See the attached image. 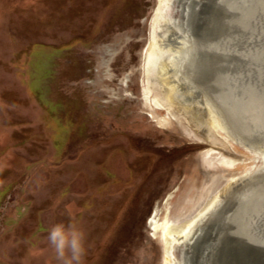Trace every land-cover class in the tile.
I'll return each mask as SVG.
<instances>
[{
    "label": "rangeland",
    "instance_id": "obj_1",
    "mask_svg": "<svg viewBox=\"0 0 264 264\" xmlns=\"http://www.w3.org/2000/svg\"><path fill=\"white\" fill-rule=\"evenodd\" d=\"M236 1L233 6L242 8L232 20L218 1L192 0L184 12L171 11L173 25L162 22L153 30L157 0H0V264H60L47 240L56 224L85 233L83 264H163V244L151 236L148 220L155 209L163 219L166 207L169 218L195 217L184 242L172 244L171 264H188L196 245V264H228L224 232L253 208L243 209V187L241 197L233 193L246 179L226 182L263 159L232 133L233 140L217 132L205 141L188 119L209 118L202 103H210L196 88L197 80L205 82L198 71L210 67L206 57L223 50L229 37L240 48L232 56L242 59L229 55V76L243 77L250 39L237 41L228 32L236 34L235 17L242 19L260 1ZM222 17L230 21L225 30ZM212 24L211 32L202 31ZM181 36L195 43L198 54L197 80L182 81L191 100L181 94V102L190 112L182 123L160 122L167 111L143 98L147 46L152 38L168 37L174 51ZM220 155L242 162L235 168L204 162ZM262 167L248 176L262 174ZM210 199L213 206L203 211ZM200 227L207 237L195 242Z\"/></svg>",
    "mask_w": 264,
    "mask_h": 264
},
{
    "label": "bare ground",
    "instance_id": "obj_2",
    "mask_svg": "<svg viewBox=\"0 0 264 264\" xmlns=\"http://www.w3.org/2000/svg\"><path fill=\"white\" fill-rule=\"evenodd\" d=\"M189 1H192V0H157V6H156L155 10L153 11L154 13H152L153 16L151 17V29L154 30L157 27V25L159 23L162 24V22H164L163 24L165 26H167V23L168 24H172L171 19H170L171 11H172V14L174 12L175 15H176V13L178 11L184 12L187 9L186 7H187V4L189 3ZM207 1H209V0H207ZM216 1H218L217 3L220 4L219 7H221L220 9L222 10V15L224 14V12L225 13L229 12L230 20H232V17H233L231 15V13L232 12L237 13V11L240 10V8H242L241 4L239 6L238 3L234 4V6H233V3H235L236 0H216ZM245 1L246 0H241L240 2L243 3ZM259 1H261V0H259ZM262 2H263V4H262L263 6L262 7L264 8V0H262ZM215 4H216V2H215ZM190 9H192V8H189L188 13L186 12L187 14H189ZM209 9H210V18H211V16L214 17V14L216 13V10L214 12V9H216L215 6H214V3H212V5L210 6ZM201 10H203V9H201ZM206 10H208V9L206 8ZM252 12L253 11H251V9L249 8L248 12H247L248 14L246 16H249V14H251ZM186 13H185V15H186ZM211 19H213V18H211ZM210 26H213V24L209 25L208 28L207 27H205V28L201 27V28H203L202 31L205 33V31H209L210 30L209 32H211L212 31L211 30L212 27H210ZM174 28L176 30H178L177 29L178 27H177V25L175 23H174ZM233 32L238 34V30L237 29L235 30V28L233 29ZM212 33H214V32H212ZM228 33H231V32L229 31ZM193 35H195V33ZM233 35H235V34H233ZM167 38L168 37L163 38L162 42H158V41L155 42L154 38H152L150 40V42H149V45L147 46L146 57L144 59L145 60V66L143 67L144 70H145V73H146V82H147V84H146V86L144 88L143 98L145 99V101H147V102L149 101L152 104H154L157 108L164 109V110L167 111L166 117L161 118L160 122H166V121H168V119H174L177 122H181L182 123L184 119L186 120V118H188L187 114L190 111L185 109L186 106L184 107V105L182 104V102H181L182 95L181 94L186 96L187 99L191 100V98H189L190 96L188 95V91L184 90L183 86H184V82L186 80H188V79H191V80L194 79L195 81L197 80L195 75H196L197 69H198V68H196L198 60H196L195 58L198 56V54L196 52H194V50L197 49V46L195 45L194 42L193 43H192V41L189 42V41H187V39L185 40V38L183 36H181V39H176V38L174 39L175 40L176 49L173 51V50L169 49V47H170L169 45L172 42L170 40H172V39L168 40ZM183 40H185L186 42H183ZM218 40H219V36H218ZM231 42H233V39L231 37L227 38V40L224 41V48L226 50H227V48H231L233 50L235 49L234 52L236 53L238 51L235 48V44L236 43L232 45ZM188 46H192V47H189V48H191L190 49L191 51L188 50ZM186 50H188V51H186ZM165 52H166L167 55H165ZM186 60L188 62H190L191 64L190 63L188 64V62L186 63ZM209 60H211V59H209ZM180 63L183 64L182 67H181ZM187 64H188L189 68L188 67L186 68ZM178 65H179V68H178ZM209 65H210V67L209 66H204V69L202 68L203 70H201L202 72H200V69L198 71V73L200 75L202 74L201 76H202L203 79H205L204 80L205 82L203 81L204 83L201 84L198 80L196 81L197 88L200 90V93L203 92V91L206 92L212 98V100H213L212 102H214V104H212V105L211 104H205V102L202 103L205 106V108H203V109H207L210 112L208 114L209 118L207 117L208 120H206L207 118H205L204 114H203L202 118L200 117V118H197V119L196 118H189L188 119V122H189L190 126L194 127L195 130L200 133V135L203 137V139L205 141H209V139H213L214 134L217 133V132L225 133L228 136V138L233 136L231 134V131L229 130V125L227 124L226 120L221 117L219 112H217L216 106H214L215 102L217 101L216 103L219 104L220 103L219 100L220 99L223 100L222 99L223 97H222L221 92H220L221 90H219L220 88L217 87L218 86L217 85V80H216L215 84L213 83L214 80H212V79L216 77V76H214L215 73L212 75V73L210 74L209 72L205 71L206 67L211 69V71H213V68L215 67V63H211ZM182 81H184V82H182ZM188 81H187V83H188ZM189 82H191V81H189ZM227 82H228V80H227ZM199 90H198V92H199ZM155 92H157V95H152V97H150V94L155 93ZM211 92H213L214 94H212ZM217 92H219V95H217ZM193 94H196V93H193ZM213 95H215V97ZM184 96H183V99H184ZM193 97H194V95H193ZM187 101H189V100H187ZM207 103H210V102H207ZM154 105H153V107H154ZM207 105H209V106H207ZM189 106H190V104H189ZM218 107H220V106L218 105ZM223 109H224V106H223ZM192 111L196 112L195 110H192ZM228 111H231V110H228ZM201 112H202V110L200 109L199 113L202 114ZM247 125H249V123ZM247 125H244V126L247 127ZM223 138H224V140L227 139V137H225V135L223 136ZM230 139L233 140L232 138H230ZM240 143H241V141H240ZM213 144L216 145L217 142L213 141ZM238 144H239V142H238ZM242 144H243V147L245 149L249 150L250 152L253 150L256 153V155H258L256 157L260 156L263 159V163L260 165L262 167L263 164H264V144H259V145H257V147H255L254 145H251V144L246 145V144H244V142ZM217 145H221L220 149H222L223 151H226L227 153H230V151L228 149L225 150L224 143L220 142ZM225 145H226V143H225ZM210 150L212 151V149H210ZM230 154L232 155V153H230ZM240 159H235L233 157L231 158V156L226 158L224 155H220V156H217V157H211V158H208V159H204V162L206 163L207 166H209V165L210 166H214L217 163V164L222 165V166H224L226 168H235V165H237L240 162H242ZM258 168H256V169H258ZM256 169L253 167L252 169H250L248 171L246 170L243 175L241 174V176H239V177H232L229 180V182H226V184L228 186L230 184L234 185L236 179H238V178L240 179V181L243 182V181H245V179L249 178L250 176H248V175L253 173L254 171H256ZM226 170L228 172V169H226ZM262 173H264V172H262ZM227 178H228V176H227ZM226 181H227V179H226ZM233 182H234V184H232ZM226 184H225V186H226ZM215 188H216V186H215ZM219 188H221V187H219ZM224 188H223L222 192L224 190L226 191V189H224ZM253 191L254 190H252L251 192L253 193ZM220 193H221V190H220ZM217 196H218V194H217ZM242 196L244 197V198H242L243 200H241V202L243 201L242 203L244 204L243 209H246L248 207V210H249V207H252L255 210L257 205L259 204L257 202V200L261 199V197L259 195H257V192L253 193L250 196L249 194L248 195L246 194V191H244L242 193ZM209 197H210V195H209ZM207 199H208V197H207ZM205 201H206V199H205ZM213 202H215V199L214 200L210 199L209 201H207L206 206L204 207V205H203L204 208L202 210L203 211H205V210L207 211V208L210 207ZM232 202H233V199H232ZM241 202H240V205H242ZM217 205H218V203H217ZM165 209H166V211H165L163 219L158 218V212H157V209H155V211L149 217L148 224H149V227H150V230H151V236L158 237L159 240H161V242L163 244V258H162L163 264H171L174 261L173 252L171 251L172 250V244L173 243L180 244V243L184 242V240L186 238V233H187L186 230L188 229L187 227L189 226L190 223L193 222L195 217L190 219V220H187V221H183V219H182V221H180L179 217H176V216H175L176 218L172 219V218L168 217L169 209L167 207ZM225 209H227V208H225ZM198 212H197V216H198ZM226 212H227V210H226ZM261 212H262V210H261ZM249 216H251V215H249ZM216 230H217V228H216ZM202 256H204V255H202Z\"/></svg>",
    "mask_w": 264,
    "mask_h": 264
},
{
    "label": "water",
    "instance_id": "obj_3",
    "mask_svg": "<svg viewBox=\"0 0 264 264\" xmlns=\"http://www.w3.org/2000/svg\"><path fill=\"white\" fill-rule=\"evenodd\" d=\"M254 2H256V0ZM262 4V0L257 2V7L255 6L254 9H251L253 12L249 14V16H241L242 19L238 21H236L238 15L235 12H232L233 14L231 13V15H237L236 17L234 16L236 20L233 21L235 28L238 29V34H235L234 37L237 41L245 40L242 39L245 36H248L250 39V44L246 45L244 50L247 59L244 58L240 65V67H243V74L239 76L243 77L239 82L232 79L231 76H229L231 74L228 73L229 67H233L229 62L230 57L233 58L234 56L232 55L240 51L237 43H231L232 45L235 44V48L238 50L236 53L234 52L235 49L227 48V50H224V45L222 44L220 49L223 50L213 52V57L212 55L206 57L211 58L212 61L207 59L209 63L212 62L216 64L213 71L207 67L205 71L210 74L212 73V75L215 73L214 76L216 77L212 80L215 81L216 78L218 79V86L221 88L219 90H221L220 92L223 97V100H219L221 104L219 105L220 107L215 103L217 112H219L221 117H224L229 125L231 133L234 134L237 139L244 140V142L248 144H264V37H262V35H264V10L262 9ZM229 19L222 17L219 21L220 23L218 22L223 30L227 28L225 25L226 21L230 23ZM259 27L260 31L262 30V32L259 33L260 37H258ZM230 35H233L232 31ZM237 58L240 57L238 56ZM237 58L234 57V60H242ZM232 63L235 62L232 61ZM222 65H225V68ZM227 80L231 81L227 82ZM198 90L197 88V91ZM201 93L200 95H204L203 97L207 102H210L211 105L214 104L212 98L206 92L203 91ZM211 93L214 94L213 92ZM217 95H219V92H217ZM213 96L215 97V95ZM221 106H224V109H221ZM245 116L246 118H244ZM246 121H248L249 125L245 124ZM244 125H247V127L243 128ZM241 187H243L246 194L250 196L257 192V195H259L261 199L257 200L259 204L257 203L258 205L255 210L251 209L252 212L246 213V216L245 213L242 215L245 219L243 218L242 221L235 223L234 226H230L226 230L227 232H224L228 237L225 238L226 240H221L226 244V253L229 259L228 264H250V260L253 264H264V205L262 204L264 202V173L251 176L246 179L240 187L235 188L233 193L238 191V197L242 196H239L241 194L239 188ZM252 190H254L253 193L251 192ZM242 198L241 200H243ZM248 214L251 216H248ZM197 233L199 239L197 238L195 242H201L207 236H200L201 227ZM212 239L213 238L209 237L206 238V241L210 242ZM191 245H193V247L195 246L193 242ZM197 246L198 245H196L194 249L196 254L194 252L191 257L189 255L191 260L188 264H196L194 258L197 256V253L198 255L200 254L199 248H201V246ZM198 264H201L200 259L198 260Z\"/></svg>",
    "mask_w": 264,
    "mask_h": 264
},
{
    "label": "clouds",
    "instance_id": "obj_4",
    "mask_svg": "<svg viewBox=\"0 0 264 264\" xmlns=\"http://www.w3.org/2000/svg\"><path fill=\"white\" fill-rule=\"evenodd\" d=\"M85 233L74 225H54L47 240L60 264H83L86 255Z\"/></svg>",
    "mask_w": 264,
    "mask_h": 264
}]
</instances>
